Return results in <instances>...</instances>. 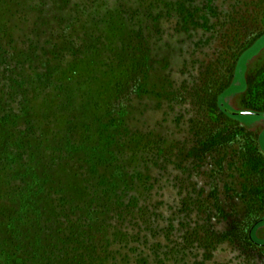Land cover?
Wrapping results in <instances>:
<instances>
[{
    "label": "rangeland",
    "instance_id": "1",
    "mask_svg": "<svg viewBox=\"0 0 264 264\" xmlns=\"http://www.w3.org/2000/svg\"><path fill=\"white\" fill-rule=\"evenodd\" d=\"M29 170L52 264H264V0H0V254Z\"/></svg>",
    "mask_w": 264,
    "mask_h": 264
},
{
    "label": "trees",
    "instance_id": "2",
    "mask_svg": "<svg viewBox=\"0 0 264 264\" xmlns=\"http://www.w3.org/2000/svg\"><path fill=\"white\" fill-rule=\"evenodd\" d=\"M20 135L22 137V140L18 139L17 142L14 143L15 135H12L10 136L11 142L8 143L11 148H15V144L17 145L18 154H16V156L18 158L15 160L18 161L16 162H21L23 165H27L29 164V161L23 160L25 157L30 159V152L33 151V143L29 138L30 130L22 129V131H20ZM20 149L21 152H19ZM31 156L35 157L33 153ZM31 171L32 170H29L26 174V176L31 175L28 181H25V177H22L19 181H16V179H14L7 184V190L5 192L10 193L15 197L19 192L23 193L24 191H28V194L23 195V197L19 199V202L21 206L29 207L32 215L28 216V224L23 223V218L20 217V214L21 211L25 208H20L17 212L19 221L12 219L10 223L6 220L5 227H7V230H5V232L10 235V237L8 238L12 241L11 243H8L15 247L14 249H11V252H16L14 254H9L5 251V248H3L0 257L5 256V258L3 259L2 263L0 262V264H17L18 261L17 259H14V255L17 256V253L20 252H23V264H44L46 261L49 262L48 264H52L54 259H58L60 262V256L64 254V252L62 251V246L63 244H65L66 240L72 238L70 231L71 229L67 225L68 227L63 230L64 232H62V235L59 232L48 234V237L45 240L41 235V233H43V230H38L37 236H35L36 238L33 240V245L31 243V251L28 250L27 244H24L23 241H19L21 239L19 235H22L23 231L25 232L29 228H33L35 230L36 228L38 229V224L40 220H42V216L44 214L42 209H40V206L42 205V203H44V200L48 199L51 196L52 192H55L53 188V181H51L49 177L41 176L40 178L36 175L35 170H33L32 172ZM58 234H60V236ZM22 244L24 247H22ZM58 248H60L59 251H56Z\"/></svg>",
    "mask_w": 264,
    "mask_h": 264
}]
</instances>
